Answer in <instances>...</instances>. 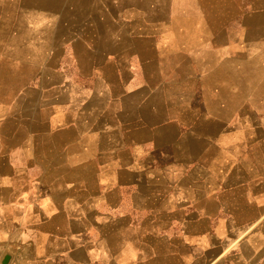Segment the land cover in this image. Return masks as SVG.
I'll return each instance as SVG.
<instances>
[{
  "label": "crops",
  "instance_id": "crops-1",
  "mask_svg": "<svg viewBox=\"0 0 264 264\" xmlns=\"http://www.w3.org/2000/svg\"><path fill=\"white\" fill-rule=\"evenodd\" d=\"M80 1L0 0V47H43L70 11L106 85L58 89L50 116L42 89L23 119L0 100V264H248L231 246L264 222V0Z\"/></svg>",
  "mask_w": 264,
  "mask_h": 264
},
{
  "label": "rangeland",
  "instance_id": "rangeland-1",
  "mask_svg": "<svg viewBox=\"0 0 264 264\" xmlns=\"http://www.w3.org/2000/svg\"><path fill=\"white\" fill-rule=\"evenodd\" d=\"M108 2H110V0H91L93 5H90V7L102 8L105 3L108 5ZM162 3L164 4L163 7H165L166 1L164 0ZM79 6L87 7V0H81ZM96 11L101 13V10ZM47 14V23L53 21L54 18L57 17L53 15V12L51 13L49 7L47 9ZM71 16L70 11L64 12L62 17L64 30L62 35L57 32L56 38L48 25L46 45L41 48L25 47L23 45V39L19 38L21 36H18L19 34H16L13 47H0V100L12 103V113L14 112L16 119L22 118V113L24 112L23 99L27 98L26 104L31 103L29 97L23 96L24 89L43 90L40 93V97L43 98L41 108L47 107L45 109L47 110L45 114L47 113V116H50V114L55 112V100L60 98L56 96V94L59 93L58 89H70L72 87L105 88L106 85L100 83V79L96 77L97 73L88 74L87 71L82 68L83 66L87 68V65L84 64L86 63L84 60L81 64V59L88 58L90 59L88 65L92 67V65L96 64V61L99 60L98 58H102V53L105 49L101 47L75 48L73 39L74 35L76 39L77 34L73 28V32L71 31V24L73 23H71V21L70 23H65V20H70ZM101 18H103V16L93 17L97 23ZM105 18L108 20V17ZM165 18V16L161 15L153 16V19H159V22L164 20V22H161L163 24L166 23ZM74 19H77V17H74ZM65 25H68L67 30H65ZM60 35L61 38L59 37ZM130 54L131 50L127 49L126 55L128 59L131 58ZM164 59H171V57L165 56ZM99 61H102V59ZM118 82V77L115 79L112 77L110 80V87H113V84H117L115 86L117 87L116 89H118ZM6 89H8V92H6ZM12 91H14V94H11ZM34 94H36V98H34ZM38 94V92L32 93V100L33 98L37 99L39 97ZM238 226L239 229L236 234H243L245 228H248V231L243 235V238L233 242L231 248H244L245 250L256 249L258 252H256L255 256H236V253H234L232 258L242 262L248 260V264H264V222L254 225L241 224Z\"/></svg>",
  "mask_w": 264,
  "mask_h": 264
},
{
  "label": "water",
  "instance_id": "water-1",
  "mask_svg": "<svg viewBox=\"0 0 264 264\" xmlns=\"http://www.w3.org/2000/svg\"><path fill=\"white\" fill-rule=\"evenodd\" d=\"M9 263V257H6L5 259H4V261L2 262V264H8Z\"/></svg>",
  "mask_w": 264,
  "mask_h": 264
}]
</instances>
